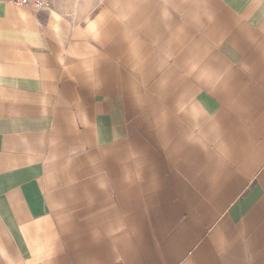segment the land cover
I'll return each instance as SVG.
<instances>
[{
	"label": "crops",
	"instance_id": "0c3cea01",
	"mask_svg": "<svg viewBox=\"0 0 264 264\" xmlns=\"http://www.w3.org/2000/svg\"><path fill=\"white\" fill-rule=\"evenodd\" d=\"M0 264H264V0H0Z\"/></svg>",
	"mask_w": 264,
	"mask_h": 264
},
{
	"label": "rangeland",
	"instance_id": "374dc122",
	"mask_svg": "<svg viewBox=\"0 0 264 264\" xmlns=\"http://www.w3.org/2000/svg\"><path fill=\"white\" fill-rule=\"evenodd\" d=\"M60 1L65 3L66 8L74 11V9H76L78 7L79 3H81L82 1L89 2V4H91L93 0H60Z\"/></svg>",
	"mask_w": 264,
	"mask_h": 264
}]
</instances>
